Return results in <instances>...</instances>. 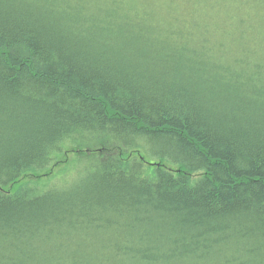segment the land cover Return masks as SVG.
<instances>
[{"label":"trees","instance_id":"1","mask_svg":"<svg viewBox=\"0 0 264 264\" xmlns=\"http://www.w3.org/2000/svg\"><path fill=\"white\" fill-rule=\"evenodd\" d=\"M141 1L0 0V264H264V0Z\"/></svg>","mask_w":264,"mask_h":264},{"label":"rangeland","instance_id":"2","mask_svg":"<svg viewBox=\"0 0 264 264\" xmlns=\"http://www.w3.org/2000/svg\"><path fill=\"white\" fill-rule=\"evenodd\" d=\"M65 1H68V0H65ZM76 1H77V2H80L79 5H82V6H84V2H86V3L89 2V0H76ZM220 4H223L224 6L227 5L225 2H217V3H216V6H215L213 9H210V8L208 7V8H209V9H208V12H211V13H217V14H219L220 16H222V8H221V5H220ZM226 25H229V24H226ZM56 172H58V170H57ZM69 173H70V172H69ZM65 178H66V179H65ZM68 178H69V176H67V174L63 172L62 175H59V176L57 177V179L54 180V181H52L51 183H52V184H55V185H61V183H62L63 181H66ZM46 181H47V182H50V180H46Z\"/></svg>","mask_w":264,"mask_h":264},{"label":"bare ground","instance_id":"3","mask_svg":"<svg viewBox=\"0 0 264 264\" xmlns=\"http://www.w3.org/2000/svg\"><path fill=\"white\" fill-rule=\"evenodd\" d=\"M151 0H142L141 3H140V6L144 7V8H147L146 6L149 5V2ZM194 26V25H193ZM192 27V26H191ZM59 187H62V186H59Z\"/></svg>","mask_w":264,"mask_h":264}]
</instances>
